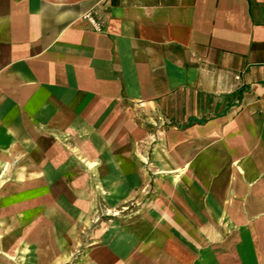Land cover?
Returning <instances> with one entry per match:
<instances>
[{
	"label": "crops",
	"instance_id": "crops-1",
	"mask_svg": "<svg viewBox=\"0 0 264 264\" xmlns=\"http://www.w3.org/2000/svg\"><path fill=\"white\" fill-rule=\"evenodd\" d=\"M0 264H264V0H0Z\"/></svg>",
	"mask_w": 264,
	"mask_h": 264
},
{
	"label": "rangeland",
	"instance_id": "rangeland-1",
	"mask_svg": "<svg viewBox=\"0 0 264 264\" xmlns=\"http://www.w3.org/2000/svg\"><path fill=\"white\" fill-rule=\"evenodd\" d=\"M159 143H162L161 140H159ZM152 187H153V186H152L151 184H147L146 186H144L142 192H143V193H145V192H146V193H150L151 190H152Z\"/></svg>",
	"mask_w": 264,
	"mask_h": 264
},
{
	"label": "built area",
	"instance_id": "built-area-1",
	"mask_svg": "<svg viewBox=\"0 0 264 264\" xmlns=\"http://www.w3.org/2000/svg\"><path fill=\"white\" fill-rule=\"evenodd\" d=\"M89 19H90L91 24L94 26V28H95L96 30H100V27H99L98 24L95 22V20L92 19V18H89Z\"/></svg>",
	"mask_w": 264,
	"mask_h": 264
}]
</instances>
